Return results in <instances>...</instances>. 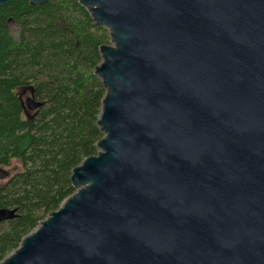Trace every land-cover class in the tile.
<instances>
[{
    "label": "water",
    "instance_id": "obj_1",
    "mask_svg": "<svg viewBox=\"0 0 264 264\" xmlns=\"http://www.w3.org/2000/svg\"><path fill=\"white\" fill-rule=\"evenodd\" d=\"M79 3L110 38L103 137L0 264H264V0Z\"/></svg>",
    "mask_w": 264,
    "mask_h": 264
},
{
    "label": "trees",
    "instance_id": "obj_2",
    "mask_svg": "<svg viewBox=\"0 0 264 264\" xmlns=\"http://www.w3.org/2000/svg\"><path fill=\"white\" fill-rule=\"evenodd\" d=\"M109 41L79 0L0 7V168L21 165L0 186V209L17 215L0 223V261L76 191L72 169L98 152L105 90L94 70ZM29 97L41 103L34 112Z\"/></svg>",
    "mask_w": 264,
    "mask_h": 264
},
{
    "label": "rangeland",
    "instance_id": "obj_3",
    "mask_svg": "<svg viewBox=\"0 0 264 264\" xmlns=\"http://www.w3.org/2000/svg\"><path fill=\"white\" fill-rule=\"evenodd\" d=\"M10 33L13 36V38L17 39L19 29L14 24H9ZM9 173V176H12L14 173L21 171V165L18 161L14 160L12 161L11 165L8 167L0 168ZM6 181H0V186L3 185Z\"/></svg>",
    "mask_w": 264,
    "mask_h": 264
}]
</instances>
